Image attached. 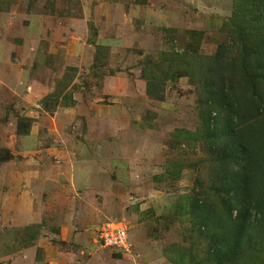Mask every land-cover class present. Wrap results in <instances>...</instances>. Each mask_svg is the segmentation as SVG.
I'll list each match as a JSON object with an SVG mask.
<instances>
[{"label":"rangeland","instance_id":"1","mask_svg":"<svg viewBox=\"0 0 264 264\" xmlns=\"http://www.w3.org/2000/svg\"><path fill=\"white\" fill-rule=\"evenodd\" d=\"M231 12L232 0H0V264H172L197 241L175 211L215 185L211 154L172 134L200 127L198 85L166 81L154 100L146 84L169 54H214ZM173 161L178 179L156 180ZM118 227L124 249L105 245Z\"/></svg>","mask_w":264,"mask_h":264},{"label":"trees","instance_id":"2","mask_svg":"<svg viewBox=\"0 0 264 264\" xmlns=\"http://www.w3.org/2000/svg\"><path fill=\"white\" fill-rule=\"evenodd\" d=\"M219 31L226 40L214 54H169L164 69L146 84L148 96L162 100L166 81L196 79L201 125L196 133L178 130L172 136L183 144L203 141L213 163L215 185L177 203L176 215L189 216L197 241L168 256L172 264H264V0H232ZM191 35L198 42L202 37ZM170 164L156 180L178 179L185 164ZM25 233L22 246L36 238L31 228ZM199 242H205L202 256Z\"/></svg>","mask_w":264,"mask_h":264},{"label":"built area","instance_id":"3","mask_svg":"<svg viewBox=\"0 0 264 264\" xmlns=\"http://www.w3.org/2000/svg\"><path fill=\"white\" fill-rule=\"evenodd\" d=\"M110 236V235H108ZM104 241L106 242L105 245L107 244V242L113 243L110 246L116 248V249H124V245L127 244L129 246L128 240L125 238V231L123 230L122 227H118L116 229H114V234L112 231V234L110 237H106L104 239ZM103 239H101L100 244L104 243Z\"/></svg>","mask_w":264,"mask_h":264}]
</instances>
